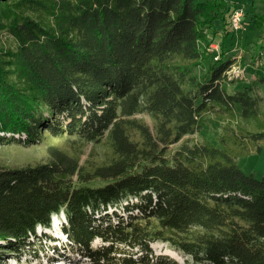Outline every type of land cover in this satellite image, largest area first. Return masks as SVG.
I'll list each match as a JSON object with an SVG mask.
<instances>
[{"label":"trees","instance_id":"1","mask_svg":"<svg viewBox=\"0 0 264 264\" xmlns=\"http://www.w3.org/2000/svg\"><path fill=\"white\" fill-rule=\"evenodd\" d=\"M225 5L0 0V32L15 42L0 47V144H92L82 162L74 146L0 165L1 249L37 260L35 229L62 214L69 247L90 264H151L157 242L190 264H264V173L238 166L264 154V74L245 82L229 73L233 59L201 48ZM204 116L220 124L215 144L182 140ZM117 206L125 216L111 220Z\"/></svg>","mask_w":264,"mask_h":264},{"label":"rangeland","instance_id":"2","mask_svg":"<svg viewBox=\"0 0 264 264\" xmlns=\"http://www.w3.org/2000/svg\"><path fill=\"white\" fill-rule=\"evenodd\" d=\"M204 1V0H203ZM225 5V25L219 20L213 22V26L208 28L209 42L201 44V48L209 55L214 56V60L219 58L221 53H225L224 58H231L235 61L233 71L235 76L240 75L245 82L255 79L264 74V0H223ZM240 9L242 15V28L234 32L228 25V13L233 9ZM213 29V30H212ZM15 42L5 32H0V47H14ZM202 72L203 69H198ZM258 94L262 97V114L264 116V84L257 87ZM201 130L189 137H184L191 141L209 140L215 144V136L220 131V124L210 116L201 119ZM145 121L151 126L150 120L145 117ZM81 147V162L85 159L92 144L79 146L73 139L66 137H46L41 143L23 146L16 143L0 144V165L6 168H19L26 165H36L48 161L51 158V150L56 149L62 152H72V147ZM178 144L169 147L175 149ZM103 148L97 146L95 158H100ZM239 168L246 174H253L259 178L264 173V154L257 155L251 153L247 157L238 160ZM103 182L94 181L89 185H103ZM124 205V203H122ZM111 220L116 216H125L119 206L108 208ZM114 212V213H112ZM116 214V215H115ZM56 222L55 226L51 220ZM49 228L37 227L35 234L38 237L31 238V246L36 249L42 247V251L37 255V260L32 253L19 255L18 252L4 251L0 248V264H49L48 257L58 259L57 264H90L87 258L76 253L75 247H69L65 235L61 231L65 219L62 214L52 215ZM53 222V223H54ZM100 242L95 239L93 246H99ZM67 245V246H65ZM151 264L165 262L169 264H190L184 255L172 249L164 243H153L151 245ZM140 254V253H138ZM164 258L165 261H160Z\"/></svg>","mask_w":264,"mask_h":264},{"label":"built area","instance_id":"3","mask_svg":"<svg viewBox=\"0 0 264 264\" xmlns=\"http://www.w3.org/2000/svg\"><path fill=\"white\" fill-rule=\"evenodd\" d=\"M242 15L243 12L240 9H233L229 12L228 15V23H229V27L232 31L237 32L239 30H241L242 28ZM235 66L232 67V69L229 71L230 74H232L234 77H238L240 75L235 76V72L233 71V68Z\"/></svg>","mask_w":264,"mask_h":264},{"label":"bare ground","instance_id":"4","mask_svg":"<svg viewBox=\"0 0 264 264\" xmlns=\"http://www.w3.org/2000/svg\"><path fill=\"white\" fill-rule=\"evenodd\" d=\"M53 222H54V219L51 220V224L55 226L56 222H54V223H53ZM51 259H52V258H51ZM51 259H49V257H48L46 260L48 261V260H51Z\"/></svg>","mask_w":264,"mask_h":264}]
</instances>
